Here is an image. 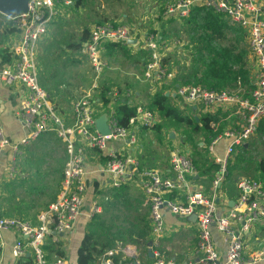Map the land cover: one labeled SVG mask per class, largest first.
<instances>
[{"label": "built area", "instance_id": "built-area-1", "mask_svg": "<svg viewBox=\"0 0 264 264\" xmlns=\"http://www.w3.org/2000/svg\"><path fill=\"white\" fill-rule=\"evenodd\" d=\"M261 2L176 0L165 12L166 18L175 16L183 20L188 17L192 8L202 6L225 15L231 25L246 32L249 53L259 67L250 97L230 91H212L202 86L177 87V97L186 104L200 107L208 113L218 107H234L245 119L241 130H226L207 148L210 159L218 166L212 182L211 196H207L202 190L193 189V177L197 174L193 159L176 148L170 152L172 176L165 177L156 170L143 168L139 160L126 151L108 150L110 141L127 140L129 147L136 146L138 137L135 131L143 128L151 130L156 125L155 114L145 106L137 108L135 116L130 120V128L120 126L115 112L111 110L108 119L111 133L101 135L95 125L97 116L91 90L74 102L70 123H67L50 104L49 96L40 81L38 44L46 37L48 28L57 14V3L70 6L73 4L71 0H29L27 9L14 16L0 12L1 24L11 23L20 31V38L14 48L15 60L10 66L0 69V83L8 87L22 85L27 93L18 112L26 136L19 142H12L0 124V154L7 149L12 154L8 176L14 178L18 175L15 158L20 154L21 147L28 146L45 135L52 134L60 140L67 156L59 194L55 201L38 214L36 223L4 216L0 209V264H3L2 233L10 230L16 231L18 235L12 249V256L16 260L22 259L30 251L33 264H66L61 258L55 261L48 259L45 246L50 238L70 232L84 212L87 193L85 161L88 150L105 153L104 173L111 188H119L129 180L136 181L141 187L149 207L148 223L154 243L151 247L153 260L150 264H177L164 256L160 244L169 231L165 211L183 218L197 216V264H254L255 258L248 262L243 258L245 236L257 222L264 219V188L251 178L240 177L237 185L238 198L234 207L224 215L217 213V199L221 197V185L228 175L230 161L239 148L251 142L259 122L264 119V8ZM159 37L155 34L146 36L145 48L150 57L144 75L148 79L155 76L160 80L169 81L174 76L163 65V54L170 49V45H164ZM131 40L132 30L125 27L106 24L91 29L90 36L80 51L91 65L96 80L107 68L104 60L107 45L128 43ZM96 88L95 83L92 89ZM222 138L229 140V143L225 153L221 155L216 152V147ZM101 212V199L96 198L92 202L88 217L92 219ZM212 227L216 228L226 243L225 262H221ZM119 254L124 257H136L132 264H142L134 250L127 246L108 250L97 264H116L115 258Z\"/></svg>", "mask_w": 264, "mask_h": 264}, {"label": "crops", "instance_id": "crops-1", "mask_svg": "<svg viewBox=\"0 0 264 264\" xmlns=\"http://www.w3.org/2000/svg\"><path fill=\"white\" fill-rule=\"evenodd\" d=\"M136 1L138 4L143 6L145 5L144 3L147 2V0ZM154 1L158 2V0ZM261 1V4L264 8V0ZM72 5L65 6L63 3H57V14L53 18V21L48 28L47 36L49 35L51 38L53 32H57V30L62 27L63 23L71 22L70 19L73 16L74 11L77 12L79 10L80 15L82 14L81 12L83 11V8L76 9V7H72ZM144 10L145 11L143 12V15L136 14L135 12L124 15V17L129 15L136 18L137 24L134 25V29H132V40L127 43L128 46L126 50H128V52L129 50L131 51V54L128 53L127 61H129V64L134 63L135 65L133 67H137L140 71V74L130 70L128 72L124 71V74L116 73L103 76L102 80L109 81L111 84V92L109 93L112 100L107 108H105L102 106L103 104L98 92L93 93L95 100L94 108L97 118L103 114H106L109 119L110 113L112 111L115 112L114 107L123 105L125 103L136 110L140 106H145L148 108L150 98L154 96L160 89H162L164 84L169 86V83L172 82L171 80L177 76V72L168 71L169 69H167L168 67L165 63L173 57L172 55H174V53L181 59H184L183 57L188 54L185 48L186 46L173 45L171 43L170 37L167 38L165 37V32H160L161 27L158 22L153 21V30L147 28L145 24H148L149 20L151 18H156V16L148 15L147 7H145ZM77 18L80 17L77 16ZM164 19L168 18L165 17ZM85 26L86 25H84L81 20L74 23L72 22L70 28H66L67 31L64 30V33H66V35L75 34L77 42H79L82 39L85 29L91 31L88 26ZM94 26L97 25H93L91 29ZM150 32H155L153 34H155L157 37L160 36L159 38H161L164 45H170V49L165 51L163 54V65L166 67L167 71L174 76L169 81L160 80L155 76H153L151 79H148L144 75L146 72V65L150 57L149 52L145 48V40L148 34H152ZM19 38V30L15 29L13 26L9 27L8 24L0 23V69L10 66L15 60L14 48ZM85 42L82 43V46L85 44ZM246 42L248 46L249 43L247 37ZM39 44L38 55L39 50L41 49ZM64 44H66V46L58 48L68 52V50H70L68 48H70L71 45H69V43ZM247 48L249 51V46ZM80 50L76 53L86 58ZM117 50L118 49H115V51H112L111 54L108 53L109 50L107 49L104 53V58L107 54H111V57L114 58L116 54H118ZM248 61L250 63V71L254 85L259 67L250 53ZM41 75V82L49 96L50 104L53 106L56 112L67 121V123H70L72 119V106L74 102L80 97H77V95L74 94L78 92H74V94L71 92H66L67 88L63 89L65 82H63L61 78H59V81L57 82L55 78H52L51 76L49 77L47 75L46 69L43 71L41 70ZM60 75H64V72H60ZM176 90L177 88H169L168 90L165 89V92L167 96L172 95L173 98L180 100L176 95ZM26 96V89L22 85L8 87L0 83V124L3 127L6 136L12 142H19L26 136V130L18 117V112L21 109ZM187 107L188 108L186 109H183L182 107L181 110L180 106H178V109L182 112L193 114L195 118H198V120L201 115L208 113L197 106L189 105ZM211 114H217L221 122L224 124L223 134L228 129L241 130L245 124L244 116L240 114L234 107H218L213 112H211ZM155 116L157 118V123H159L160 119L156 114ZM135 133L138 137V144L136 146L129 147L127 140L110 141L108 143V150L126 151L137 158L143 168L156 170L164 177L172 176V170L170 166V152L172 147L178 146L176 145L177 142L181 145L185 143L184 136L180 134L179 137V135L175 132H170L166 137L168 139L164 138L166 135L161 139H158L157 137V140L161 143L160 144L158 141L156 142V139L152 138L154 133L150 130L139 129L136 130ZM140 134L145 135L146 137H149L147 134H150V137L148 138L150 142V145H148V150L145 149V146L139 141ZM171 134H174L172 135L173 137H171ZM156 143H159L160 145ZM228 143L229 140L222 138L216 147V152L221 155L224 154ZM250 143L251 142L245 145V147L249 146ZM206 146L207 145H205L204 141L198 144V149H194L193 147L187 145L186 154L191 156L193 161L199 160L202 158V155L199 154V151L203 148L207 149ZM50 149L53 152L50 151ZM57 159H60L61 164L58 168H55L54 162L57 163ZM66 159L67 156L62 142L52 134L45 135L41 139L25 147L23 151H20V154L15 158L18 175L14 178H10L8 176V168L12 163V154L9 149L2 152L0 154V209L2 214L4 216L18 217L25 221L36 223L38 214L47 208L50 203L55 201L59 194ZM105 164V153L101 154L97 151H87L85 161V170L87 174V193L84 212L78 218L75 227L70 232L64 234L63 236L50 238L46 242V246H48V244L52 241L60 242L66 250V258L64 259L66 264H77L78 250L81 241L83 240L85 234L90 232L92 229L89 226L92 219L88 217L92 202L96 198L101 199V195L108 194L112 191L122 194L131 190L135 191L136 193L138 192L139 194L138 208L140 216L137 218L138 221L134 224L139 226L141 225V227L146 225L145 227L148 229L150 237L149 244L151 243L152 245L149 246L148 244L146 249L142 247H136L131 244L119 245L118 247H130L131 250H134L137 255V259L140 260L142 264H150L153 260V254L149 253V251L151 252V247L154 246V243L152 241L148 226L149 207L146 204L144 193L139 184L133 180H129L122 184L120 188H111L108 177L104 173ZM57 172L60 173V176L57 181H55L53 178L56 176ZM215 174L216 173L214 172V175ZM239 179L240 176H236L231 180H228L227 178L221 185V197L217 199L218 215L227 214L228 211L234 207L235 201L239 195L237 187ZM193 189L202 190L207 196L213 195V186L211 178H209V174L202 177V174L200 175L197 173L193 177ZM231 201H234L233 206H230ZM165 221L169 231L168 236L160 243L163 254L168 256L166 257L167 259L174 260L177 264H188L189 262H194V264H197L196 262L198 261L199 257L196 255V245L198 241V225L196 217H177L165 211ZM212 235L216 248L220 254L221 262H225L226 243L224 242L223 236L217 232L215 227H212ZM17 239L18 235L14 230L2 233L3 247L1 252L3 264H33V256L30 251L20 260H16L12 256V249ZM245 245L246 246L243 252L244 260L248 262L255 258L254 264H264V219L257 222L251 231L247 233L245 236ZM46 253L48 255V259L51 261H55L57 259L53 254H50L49 252ZM123 257L124 256L121 254L117 255L118 264H121L122 260L128 262L127 264H132L136 259V257L130 256ZM115 263L117 264L116 261Z\"/></svg>", "mask_w": 264, "mask_h": 264}, {"label": "trees", "instance_id": "trees-1", "mask_svg": "<svg viewBox=\"0 0 264 264\" xmlns=\"http://www.w3.org/2000/svg\"><path fill=\"white\" fill-rule=\"evenodd\" d=\"M71 1L73 2L72 7L79 8L85 0ZM112 25L118 27L117 24ZM182 27L189 41L185 47L189 53V59L185 63L180 59L182 63H177L171 58L165 63L170 71L173 70L174 65L178 66L176 69L177 76L171 80L169 86L164 84L165 86L163 85V88L150 98L148 110L160 119V122L150 131L158 139H161L165 136L167 127H177L182 131L181 135L184 136L185 144L198 149V144L204 141L207 145L206 148H208L211 142L224 132V124L219 116L206 113L201 115L197 121L193 114L180 111L176 105L177 99L173 98L172 95L167 96L165 89L177 88L181 85H193L202 86L212 91H230L243 97H249L254 85L248 61L247 35L242 28L231 25L225 15L202 6H195L191 9L188 17L183 19ZM89 36L90 31L85 29L81 41L72 44L70 48L78 52L82 43L88 40ZM127 46V43L109 44L107 45L108 53H112L117 47L126 49ZM109 92H111L109 86L101 88L98 92L102 106L105 108L112 100ZM114 108L119 125L130 128L129 123L131 118L135 116L136 109L126 103ZM169 124L172 126H167ZM256 137L264 148V119L259 122ZM198 138L199 140H197ZM250 147L251 143L247 147L239 148L235 161L229 163L226 179L231 180L236 176L243 177L245 175V177L260 183L264 188V152L259 159H255ZM193 162L197 173L202 174V177L209 174V178L213 182L218 166L206 158ZM134 226L135 230L119 229L114 232L110 228H102L99 232L91 229L81 241L77 264H97L105 252L116 249L119 245L131 244L146 249L150 242L146 225L141 227V225L134 224ZM45 251L53 254L55 258H66V250L60 242H50L45 247ZM117 260L116 257L115 261L118 264ZM126 263L128 262L124 260L121 262V264Z\"/></svg>", "mask_w": 264, "mask_h": 264}, {"label": "rangeland", "instance_id": "rangeland-1", "mask_svg": "<svg viewBox=\"0 0 264 264\" xmlns=\"http://www.w3.org/2000/svg\"><path fill=\"white\" fill-rule=\"evenodd\" d=\"M153 1V2H152ZM176 0H158V2H155L154 0H147L145 5L138 4L136 0H85L83 3V6L76 8L80 9L83 8L82 14L80 15L79 10L77 12L74 11L73 16L71 17L70 21L67 23H63L62 27H60L57 32H53L51 38L49 35L44 38L41 43L39 44L40 50L38 55V68L40 72V81H41V70L43 71L46 69L47 75L49 77H53L59 81V78L62 79L63 82H65V86L63 89L67 88L66 92H71L74 94V92H78L74 95H77V97L84 96L87 92L91 90L92 95L94 92H100L101 88L109 86L111 87V84L109 81L102 80L103 76L105 75H112V74H124L123 72L133 70L136 73L140 74V71L137 67H133L135 64L131 63L129 64L128 60V53L131 54V51L119 48L117 47L116 56L114 58L111 57V54L105 55V62L107 64V68L103 71L101 77H99L96 80V75L93 72V69L89 62L84 58L83 56H80L78 53H76V50H73L71 48H68V52H66L62 48L66 46L64 43H69V45L75 44L77 42V38L75 34H67L64 33V30L69 29L70 25H72V22H78L81 20V22L88 26V28L91 30V27L93 25H106V24H117L119 27H125L127 29H134L133 26L136 25V18L132 16H126L124 15L130 14L135 12L136 14L143 15V12L145 11V7L148 8L147 14L156 16V18H151L148 22V24H145L147 28L154 29L153 21H156L159 23L161 27V33L165 32V35L167 37H170L171 43L175 46H186L189 44L187 35L185 31L183 30V21L182 19L175 18V16H170L168 19H164L165 12L168 9L169 6L174 4ZM75 10V9H74ZM80 18H77V16ZM63 22V21H61ZM108 22H115V23H108ZM62 24V23H61ZM99 24V25H98ZM162 25V26H161ZM8 26L11 27L13 24L8 23ZM15 27V26H13ZM16 29V27H15ZM48 33V32H47ZM171 35V36H170ZM59 47V48H58ZM189 54V53H188ZM188 54L185 55L181 59L179 56L176 57L175 53L172 55V61H175L177 63H182L180 59L185 63V61H188ZM108 61V63H107ZM44 62V63H43ZM174 65V64H173ZM178 68L177 65H174L173 70H168L169 72H176V69ZM169 69V68H167ZM60 72H64V75H60ZM43 78V77H42ZM97 84L96 89H92L94 84ZM42 87L45 89L41 82ZM79 97V98H80ZM178 100V99H177ZM176 100V105L180 106L181 110L188 108L190 104H186L183 101ZM181 103H180V102ZM179 104V105H178ZM187 105V106H184ZM69 112V111H68ZM167 126H172L171 124ZM170 132H175L179 135L182 133L180 129L177 127H167L165 129V139L167 135H169ZM150 134H147V136ZM145 135L140 134V142L145 146V149L148 150L150 145L149 137H144ZM154 139L157 140V136L153 134ZM198 140V139H197ZM159 142V141H158ZM168 142V141H167ZM160 143V142H159ZM156 143V144H159ZM161 144V143H160ZM159 144V145H160ZM178 146H174L178 150L185 152L187 145L183 143V145L179 144L177 142ZM181 146V147H179ZM27 146H22L21 151L24 150V148ZM172 147V149H175ZM251 150L252 155L255 159H259L263 154V145L260 141L257 140L256 135L253 137V140L251 141ZM144 149V150H145ZM141 150V151H144ZM50 151H52L50 149ZM53 152V151H52ZM199 154L202 155V158H206L208 161L212 160L210 159L208 150L203 148L199 151ZM237 155V154H236ZM234 156L232 159V162L235 161V158L237 156ZM61 164L60 159H57V163L54 162L55 168H58ZM63 165V164H62ZM61 165V167H62ZM60 173L57 172L56 176L53 178L55 181L59 178ZM245 177V175H243ZM120 188V187H119ZM122 193V192H121ZM97 195V194H96ZM98 196V195H97ZM139 194L135 191H129L120 194L119 192H109L108 194L101 195V203H102V212L100 214H97L94 216L91 220L90 227L97 232H99L102 228H110L113 232L119 229L122 230H135L134 223L138 221L137 218L140 216L139 212ZM100 222V223H99ZM99 224V225H97ZM165 257H168L164 254Z\"/></svg>", "mask_w": 264, "mask_h": 264}, {"label": "water", "instance_id": "water-1", "mask_svg": "<svg viewBox=\"0 0 264 264\" xmlns=\"http://www.w3.org/2000/svg\"><path fill=\"white\" fill-rule=\"evenodd\" d=\"M29 0H0V12L9 15L14 16L22 11H25L27 9V4ZM198 121V118H196ZM96 129L101 135H109L111 133L110 126L108 125V116L106 114H103L102 116L98 117L96 119ZM171 134V137H173ZM234 205V201L230 202V206ZM194 217L197 216L195 215ZM152 244L150 243L149 246ZM149 253H151L149 251Z\"/></svg>", "mask_w": 264, "mask_h": 264}]
</instances>
